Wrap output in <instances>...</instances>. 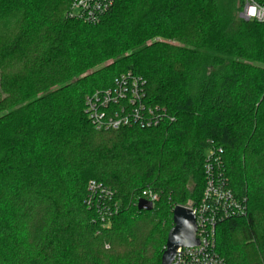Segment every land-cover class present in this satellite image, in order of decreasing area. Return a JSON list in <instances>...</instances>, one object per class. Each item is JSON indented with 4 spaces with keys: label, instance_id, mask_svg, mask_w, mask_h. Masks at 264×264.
Instances as JSON below:
<instances>
[{
    "label": "trees",
    "instance_id": "16d2710c",
    "mask_svg": "<svg viewBox=\"0 0 264 264\" xmlns=\"http://www.w3.org/2000/svg\"><path fill=\"white\" fill-rule=\"evenodd\" d=\"M72 2L0 0V264H162L213 147L248 199L217 227V251L264 264V24L240 17L244 0H117L97 24ZM129 72L171 120L97 131L85 98ZM91 181L120 208L109 225L85 203ZM146 189L151 212L138 210Z\"/></svg>",
    "mask_w": 264,
    "mask_h": 264
},
{
    "label": "built area",
    "instance_id": "2783aa9c",
    "mask_svg": "<svg viewBox=\"0 0 264 264\" xmlns=\"http://www.w3.org/2000/svg\"><path fill=\"white\" fill-rule=\"evenodd\" d=\"M116 1L73 0L70 16L85 23L97 24ZM240 17L264 24V4L244 0ZM85 113L97 131H116L135 126L155 129L171 120L164 109L148 104L145 81L131 72L117 77L111 88L89 94L85 98ZM221 154L222 150L214 147L208 152L203 196L200 203L191 208L196 217L199 246L179 249L172 264H227L217 251V227L232 219L245 218L248 199L237 196L229 188L222 171ZM141 199L155 207L160 198L152 189H146L141 193ZM85 203L89 209L98 211L102 222L108 225L110 219L120 212L113 193L95 181L88 184Z\"/></svg>",
    "mask_w": 264,
    "mask_h": 264
},
{
    "label": "water",
    "instance_id": "95a60500",
    "mask_svg": "<svg viewBox=\"0 0 264 264\" xmlns=\"http://www.w3.org/2000/svg\"><path fill=\"white\" fill-rule=\"evenodd\" d=\"M153 204L143 199L138 202V210L151 212ZM198 227L196 217L191 208L177 206L173 211V227L168 234L165 251L162 256V264H172L177 251L181 248L199 246L197 238Z\"/></svg>",
    "mask_w": 264,
    "mask_h": 264
},
{
    "label": "rangeland",
    "instance_id": "374dc122",
    "mask_svg": "<svg viewBox=\"0 0 264 264\" xmlns=\"http://www.w3.org/2000/svg\"><path fill=\"white\" fill-rule=\"evenodd\" d=\"M164 246H165V244H164ZM166 247V246H165Z\"/></svg>",
    "mask_w": 264,
    "mask_h": 264
}]
</instances>
